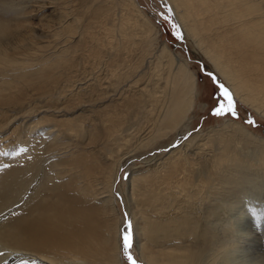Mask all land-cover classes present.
I'll list each match as a JSON object with an SVG mask.
<instances>
[{"label": "bare ground", "instance_id": "bare-ground-1", "mask_svg": "<svg viewBox=\"0 0 264 264\" xmlns=\"http://www.w3.org/2000/svg\"><path fill=\"white\" fill-rule=\"evenodd\" d=\"M167 1L192 51L238 102L264 119V0ZM78 2L76 14L54 0H24L22 6L0 0V120L8 119L10 111L2 109L11 103L21 119L8 134L0 125V152L28 149L0 172V264H123L115 198L121 165L165 150L190 129L196 75L163 42L139 74L158 30L136 1ZM36 13L34 26L29 18ZM76 47L91 63L81 75L70 71L79 57ZM62 75L74 81L70 94L58 86L43 103L76 96L83 110L71 120L81 119V125L26 120L32 99H15L16 86L33 79L53 86ZM92 93L97 97L91 99ZM103 98L108 104L89 109ZM141 163L130 168L122 188L138 259L224 263L229 247L240 243L225 240L234 234L227 217L251 175L264 176V139L227 119ZM243 217L241 212L237 220ZM261 243L255 248L262 250Z\"/></svg>", "mask_w": 264, "mask_h": 264}, {"label": "rangeland", "instance_id": "rangeland-1", "mask_svg": "<svg viewBox=\"0 0 264 264\" xmlns=\"http://www.w3.org/2000/svg\"><path fill=\"white\" fill-rule=\"evenodd\" d=\"M13 1H16V4L18 3V4H21L22 6V3L24 0L23 1L13 0ZM78 1L79 0H54L57 8L59 9L61 8V10L63 11H70V9L72 8L71 10H73V13H76V14H79L80 6H81V3ZM135 1L141 13H143L147 17V19L158 30V37H157L158 39L153 41L155 49L153 47L151 49L153 53L151 52V54L145 58V63L142 66H140L139 69L137 68V71L140 70L142 73L147 71V68L150 65L149 61L152 60V55L154 54V52L156 54L157 42L160 45L163 42L166 44V46L169 49L172 50L174 55L179 57L181 60H183L187 64H190V67L194 71L197 81H198V95L196 99V106H195L193 113L189 117V121H188L190 129L179 132L178 136L175 138V141L171 145H169L165 150L164 149L157 150V151L153 150L148 155L153 156L154 154L156 155L160 153V151L167 152L170 148H175L179 146L182 143V141H185L184 137L186 136L190 137L191 135H194V134H202L211 128H217L221 126L227 119L240 122L246 128H248L252 132V134L264 139V119L258 118L257 114L254 111L242 105L235 98L234 99L237 102L236 108L239 114L238 119L232 118L231 116L214 117L211 115V109L215 106L214 93L216 89L214 85L212 84L211 80L208 79L203 73L199 71V67L201 65H205L204 61H202V59L199 57V54L196 52V50L192 51V49L194 48H192V46L190 45L189 41L184 36V34H183V40L176 39L175 35L173 34L171 23L169 21H166L163 18L166 13H165V8H164V4L162 3V0H135ZM56 2L58 3V5ZM167 4L169 5L168 1H167ZM45 14L50 16V11L46 10ZM40 15L41 14H37V13L34 14V17L32 16L31 18H29V21L34 26L39 25L38 18L40 17ZM172 22L179 25L177 21L175 20L173 11H172ZM42 31L44 33H47L48 28L42 29ZM74 49H77L76 54L79 57L77 61L75 60L76 62L74 63V66L71 67L70 71L73 69L76 73L78 72L77 74L81 75V73H83L84 70H88L87 68L90 66L89 65L90 62L89 60H86V59L82 60L83 58L80 57L81 51L77 47ZM205 66H206L207 71H211L212 73H214L207 65ZM141 72H139V74ZM85 75H87L86 77H93L95 76V73L87 72ZM68 76L70 77V75ZM68 76H67V79H65V76L62 75L57 80V83L53 86H48L47 84L39 81L38 79L29 80L28 83H21L16 86V90H14L15 99L25 100L27 98V99H32L31 104L36 103L35 105L30 104V107L33 108V111L31 114L32 116H30V118L26 120L32 119L35 121L37 120L39 121V118L42 117L41 120H45V121H42L44 122V125L55 124V125H59L63 127H74V126L81 125V122H80L81 119L75 118L71 120V118H73L74 116L79 114L81 110H83L81 109L82 106L80 104V102L82 101L78 100L76 96L74 98L67 97L68 99H64L65 102H63L60 99L55 102L47 101L43 103V96L46 97L48 92L50 93L55 92L58 86L60 87L65 86L63 88L64 95L70 94V89H72L71 86H73L72 84L74 81L71 78L68 79ZM72 78H74L75 80L77 76L75 78V74H74ZM218 79L220 80V78ZM220 82L222 81L220 80ZM58 83L59 84L64 83L65 85L64 84L59 85ZM222 83L224 84V82ZM69 84L71 85L70 87H69ZM72 92L74 91L72 90ZM22 95H25V98H21ZM90 97L92 99V98H96L97 96L95 97V94L92 93ZM82 98L84 100H88L89 97L88 95H85V96H82ZM16 104L11 103L9 106L2 109V110L10 111V112H7V115H8L7 120L5 119L3 121L0 120V125L3 127L2 129L6 134H8L14 127L18 126L21 122L19 114H16V110L13 109L16 106ZM103 104L104 105L108 104L106 103V100L104 98L103 100H100V103L91 106L89 109H91L92 111L99 110L102 108L99 106ZM111 105L114 106V104H111ZM77 108H80V110H77ZM117 108H120V107H117ZM44 109H47V112L40 113V111ZM107 109L109 111L113 110L112 106L108 107ZM34 115H35V118H34ZM250 116L256 121V126H252L246 123L247 119ZM10 119H13V121L7 124L8 120ZM59 120L61 121V123H58ZM189 133H191V135H189ZM12 152L13 150H10V153ZM10 153L9 155H0V162L3 161L1 162L3 164L0 163V166L4 164L9 165L11 163V161L14 159V156L11 155ZM148 155H145L144 157L142 156L138 159L134 158V159H129L128 161H125V162L123 161L124 163H122L121 168L118 173V183L115 185V193L116 192L120 193V197L117 198V196L115 195V198L117 199V203L119 205L118 208L121 212L120 253H121L123 264H128V262L126 261V258L122 254V247H121V227L123 224L124 213H125L123 203L121 202L122 192H123L122 188L124 187V183L126 182L127 177L129 176V172L131 170L130 168L134 166H140L142 164L141 162L143 161V159L146 158ZM251 176H252L253 182L251 184L245 185V188L247 187V189L245 191V188H244L243 195H242L243 197L240 199L239 203L238 202L235 203L234 209L232 210L233 212L231 211L230 216L227 217V219L231 218V222H232L231 228L234 231V234L228 235L227 237H225V240H227L228 242L231 241L233 245L237 242H240V243L242 242V244L237 243L236 244L237 248H234V249H231L232 247H229L230 250H227V252L224 254L225 262L221 264H227V263L228 264H264V216L259 215V212L264 211V176L260 177L257 174H252ZM254 178L257 180H255ZM223 202L221 203V205L223 204ZM250 208H258L257 209L258 214L252 216L251 215L252 213L249 211ZM241 212L244 214V217L237 220V217H239ZM217 229L219 228L217 227ZM250 230H252V232ZM253 230L255 231V233ZM242 240L245 241V243ZM258 243L262 244L261 246L262 250H258L255 248L257 247ZM248 246L250 249L247 248ZM133 248H135L134 244H133ZM133 250L134 252L132 251V254L134 258L137 260V264H145L143 261L138 259V256H136L137 252L135 251V249ZM251 259L254 262H252Z\"/></svg>", "mask_w": 264, "mask_h": 264}, {"label": "snow or ice", "instance_id": "snow-or-ice-1", "mask_svg": "<svg viewBox=\"0 0 264 264\" xmlns=\"http://www.w3.org/2000/svg\"><path fill=\"white\" fill-rule=\"evenodd\" d=\"M165 8L164 19L171 23V27L173 29V34L175 35L177 40H183V33L180 31L179 25L172 22V9L171 6L167 4V0H162ZM199 71L203 73L208 79L211 80L214 85L216 91L214 93L215 106L211 109V115L214 117H225L231 116L232 118H239V114L236 108V100L233 97L231 91L218 79V77L212 73L211 71H207L205 65H201L199 67ZM247 124L256 126V121L250 116L247 121ZM191 135V133H189ZM188 137H184L186 140ZM175 146V145H174ZM28 149L26 147H21L18 152L10 153L13 156L19 155L20 153H27ZM0 155H9V153H0ZM28 159H31L29 156ZM9 167L8 164H4L0 166V172H3L5 169ZM115 195L117 198L120 197V193L116 192ZM122 202V201H121ZM249 211L253 215L258 214V210L256 208H250ZM259 215L264 216V211L259 212ZM134 244V233H133V222L129 218L127 212L124 213L123 224L121 227V247L122 254L126 258L128 264H137V260L134 258L132 254V248ZM3 255V253H0ZM21 264H28L27 261H21Z\"/></svg>", "mask_w": 264, "mask_h": 264}]
</instances>
